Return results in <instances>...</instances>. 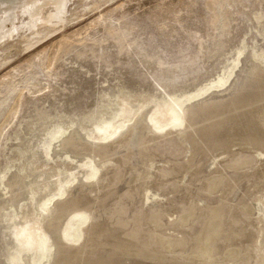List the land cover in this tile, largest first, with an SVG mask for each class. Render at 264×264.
<instances>
[{"label":"rangeland","instance_id":"1","mask_svg":"<svg viewBox=\"0 0 264 264\" xmlns=\"http://www.w3.org/2000/svg\"><path fill=\"white\" fill-rule=\"evenodd\" d=\"M263 81L264 0H120L1 59L0 264H209L184 259L219 202L210 264H264V151L238 174L222 165L246 145L210 152L243 122L244 104L264 125ZM162 167L180 171L157 179ZM217 173L222 185L205 192ZM124 198L121 250L106 227ZM191 205L192 226H178ZM156 209L163 235L188 246L168 254L148 242ZM135 215L144 239L132 243ZM231 247L237 261L222 255Z\"/></svg>","mask_w":264,"mask_h":264},{"label":"bare ground","instance_id":"2","mask_svg":"<svg viewBox=\"0 0 264 264\" xmlns=\"http://www.w3.org/2000/svg\"><path fill=\"white\" fill-rule=\"evenodd\" d=\"M257 73V72H256ZM259 74V72H258ZM260 75V74H259ZM261 76V75H260ZM263 80V79H262ZM264 82V81H263ZM261 83V82H260ZM263 84V83H262ZM262 97V96H261ZM253 100V99H252ZM251 102V101H250ZM257 102V101H256ZM249 103V101L245 102ZM259 103V102H258ZM251 107V106H250ZM247 106V104H244L242 107V115H243V122L240 124L238 128L231 127L229 130V133L225 136V140L221 141L218 146L213 147L210 152L215 151L217 149H223L225 151L230 150L233 146H235V142L240 143V145H246L247 151H232L230 156L224 161L222 167L223 169L231 170L234 173H242L246 169L252 167L256 163V153L258 151H264V125L257 124L255 122V116L256 111L252 110ZM251 109V111H250ZM259 114L263 113L264 116V106H261ZM229 111V110H228ZM254 112V113H253ZM236 115V114H235ZM229 117V116H228ZM254 119V120H253ZM223 120V119H222ZM236 120V119H235ZM216 124V123H215ZM227 125V124H226ZM206 133V132H205ZM242 133L248 134L247 138H240L235 135H240ZM234 136H230V135ZM207 135V134H206ZM123 138V137H122ZM197 138V137H196ZM109 147H105V149H108ZM261 151V152H262ZM209 153L204 155V157H209ZM146 158L144 157V161ZM190 162V161H189ZM126 160L122 162L116 169H115V177L113 179V182H111L108 186H113V184H116L122 180V175L125 172L124 166H126ZM181 167V166H180ZM221 167V168H222ZM180 170L175 167L174 170H168L166 167H162V169L159 170V174L156 176L157 179H160L162 177H167L172 175V173L179 172ZM224 180V177L217 173L216 175H213L209 178H207L205 183L201 185L205 192H215L218 190V188L222 185ZM200 181V180H199ZM167 186L159 187V189L165 190ZM176 189L177 185L176 182H172L169 186ZM232 189V188H231ZM148 191V189H146ZM128 194H131L129 192ZM198 195V193H196ZM130 195H126L125 197H129ZM126 199H118L115 204V208L113 210V215L110 218V221L106 227V231L109 232L110 238L113 239L112 244L110 243L108 246L110 248H117V249H123L121 247V238L118 234L119 231L121 232V219L119 221H115L117 218L116 216H121L123 213H125L126 204L124 203ZM226 201V200H225ZM193 205H191V208H188V210L184 211L181 216L177 219L178 226L184 227V228H190L191 220L195 217L196 208H192ZM140 207L137 206L136 214L140 212ZM210 209V210H209ZM207 211V219L203 225H201L192 236L194 241L193 245V251L191 254H189L184 260H190V262L195 263L198 261V259H201V263H209L212 260V254L214 252V248L217 246V239L221 235V232L224 228V220L223 217L225 216V213H227V206L224 202L217 203L215 206L209 207ZM161 209H156L154 212H152L148 218L149 223L151 224L152 229H154V233H151L152 235L148 237V242L151 243L152 246L163 249L169 253L174 252L176 249H183L186 246H188V238H186L185 235L182 237H169L163 235L162 230H164V227H166L165 224L162 222V211ZM249 211V209H248ZM87 216V215H86ZM136 219L133 221V226L128 234H125L124 237H126L128 240L125 241H131L132 243L136 242L135 239H144L141 236V230L140 227L141 224V215H135ZM77 223V222H76ZM233 228L232 233L235 234V232L238 231V222L233 220L232 222ZM85 225V224H84ZM83 225V226H84ZM172 228L177 227L176 224H171ZM195 226L192 227L193 230H195ZM165 229V230H166ZM192 229L189 231H192ZM75 231V230H74ZM103 234V233H102ZM81 238V237H80ZM191 238V237H189ZM46 240H48L46 238ZM76 240V239H75ZM29 245V244H28ZM27 245V246H28ZM85 245V241H84ZM41 246V245H40ZM26 247V246H25ZM42 247V246H41ZM86 246H83V249ZM30 248V247H28ZM42 249V248H41ZM49 250V249H48ZM240 247H231L230 249H225L222 252V255L224 259L227 261H237L240 258ZM37 251V250H36ZM21 255V254H20ZM250 255L249 251L247 253V256ZM19 256V255H17ZM48 256V255H47ZM38 257V254H37ZM16 258V257H15ZM35 258V257H34ZM12 263V262H11ZM10 263V264H11Z\"/></svg>","mask_w":264,"mask_h":264},{"label":"water","instance_id":"3","mask_svg":"<svg viewBox=\"0 0 264 264\" xmlns=\"http://www.w3.org/2000/svg\"><path fill=\"white\" fill-rule=\"evenodd\" d=\"M120 0H0V60L54 37Z\"/></svg>","mask_w":264,"mask_h":264}]
</instances>
